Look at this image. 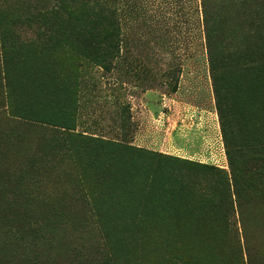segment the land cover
<instances>
[{"label": "rangeland", "instance_id": "rangeland-1", "mask_svg": "<svg viewBox=\"0 0 264 264\" xmlns=\"http://www.w3.org/2000/svg\"><path fill=\"white\" fill-rule=\"evenodd\" d=\"M205 3L0 0V264H264V0Z\"/></svg>", "mask_w": 264, "mask_h": 264}, {"label": "trees", "instance_id": "trees-1", "mask_svg": "<svg viewBox=\"0 0 264 264\" xmlns=\"http://www.w3.org/2000/svg\"><path fill=\"white\" fill-rule=\"evenodd\" d=\"M206 0H202L203 6H206L205 3ZM91 7H87L86 5L83 6L82 11L87 12L91 11ZM206 12V11H205ZM204 20H205V37H206V44L209 52V57H210V65L216 66L218 64V59L215 57L216 49L217 46L216 44L212 41V36L214 33V29L212 28L210 24V18L207 15V12L204 15ZM264 24V23H263ZM92 38V37H91ZM92 43H94L93 38H92ZM260 54V53H259ZM261 55L264 56V47L263 50L261 51ZM255 68L252 67L253 73H257L254 80H249L248 78L242 81V85L244 86L243 92L246 94L247 97H249L253 102L259 105V100H262V94L263 90L261 89L264 86V58H261L260 61H254L252 60V64H257L259 63ZM251 68V65H249ZM246 77L245 75L241 76V78ZM17 110H19L17 108ZM10 117H14L13 119H17L22 121V119L25 120H32L33 122H41V123H46L50 124L49 119L44 117V116H38L37 113L35 115L30 116L29 118L26 117L24 114L17 112L16 114H10L8 113ZM31 117H34L31 118ZM8 121H10L9 117ZM65 135V134H64ZM67 137L69 138H74L76 137V134L73 133H67ZM4 164V163H3ZM4 172L7 174L9 178L15 177L16 173L12 172L11 170L9 171L6 166H4ZM65 176H72L73 174L71 171L68 170V173H64ZM74 175H77V172H74ZM197 218L202 221L203 215L198 214ZM201 243L197 245L194 248V251L191 256H184V257H173L172 260L166 259L167 264H244L243 263V251L241 246H239L237 243L232 246L224 244L222 245V249L219 252V256L215 257L213 251L216 250L219 247L211 246L210 244L208 245L207 242H204V238H200ZM245 253L247 256V264H261V260L257 259L248 247H245Z\"/></svg>", "mask_w": 264, "mask_h": 264}]
</instances>
